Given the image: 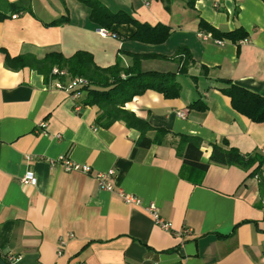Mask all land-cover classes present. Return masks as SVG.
<instances>
[{
	"label": "crops",
	"instance_id": "0c3cea01",
	"mask_svg": "<svg viewBox=\"0 0 264 264\" xmlns=\"http://www.w3.org/2000/svg\"><path fill=\"white\" fill-rule=\"evenodd\" d=\"M101 1L141 22L170 26V37L160 44L128 39L136 30L129 23L105 35L79 0H31L32 12L0 19V49L40 58L84 50L102 67L130 66L128 53L148 54L142 69L177 71L179 62L165 56L186 47L195 63L178 74L180 97L148 90L126 105L170 133L161 144L141 147L139 130L121 121L98 124V107L83 103L84 91L73 97L55 86L60 79L48 83L36 70H12L0 51V253L14 255L12 264H264V188L250 176L253 168L212 163L201 174L184 166L175 147L176 135L188 134L202 138L204 162L224 140L264 155V122L236 110L221 90L228 79L264 96V0ZM66 14L69 22L48 25ZM201 18L221 31L244 27L249 36L219 44L202 36ZM196 99L208 108H190ZM62 154L93 172L65 171L53 162ZM112 168L116 190H104L94 173ZM29 171L35 181L26 186L21 179ZM118 189L141 202H125ZM150 204L175 230L188 231L164 230ZM63 237L68 242L58 254Z\"/></svg>",
	"mask_w": 264,
	"mask_h": 264
},
{
	"label": "trees",
	"instance_id": "16d2710c",
	"mask_svg": "<svg viewBox=\"0 0 264 264\" xmlns=\"http://www.w3.org/2000/svg\"><path fill=\"white\" fill-rule=\"evenodd\" d=\"M90 8V19L99 27L108 31L116 32L117 24H132L136 27L135 32L127 37L131 40L150 44L165 42L171 35L172 29L166 24L151 25L141 22L124 10L113 11L101 0H79ZM31 11V0H18L10 2L0 0V19L12 16L13 13ZM239 11V8L237 12ZM68 14L51 21L48 25H61L69 22ZM200 28L211 32L213 37L222 40H231L239 43L249 36L244 27H238L230 31H221L205 19H200ZM5 54L6 66L12 70L29 68L42 74L46 82L54 79L67 80V76L53 73V68L66 69L70 77L84 76L89 84L80 88L79 91L86 93L83 103L98 107L96 122L104 127H109L116 121L124 122L128 127L140 131L138 144L149 148L153 144H161L169 135L166 128H155L148 121L140 118L133 111L126 108L128 102L136 96L143 95L148 90L162 93L166 98H178L181 95L182 85L178 80V74L188 73L189 66L195 63L192 54L186 47H180L172 57L179 62L177 71L144 70L141 62L153 55L128 53L132 57L130 66H123L121 61L116 64L102 67L99 66L92 53L79 50L71 56H65L62 52L52 51L40 58L35 54L27 53L11 56L5 49H0ZM207 73L208 70L204 69ZM225 84L221 90L231 97L233 107L245 114L255 122H264V96L255 93L245 87L233 83L231 80L222 79ZM190 108L205 111L208 106L201 99L194 100ZM150 132H155L153 137ZM176 150L183 159L184 166L193 168L201 174L209 169L212 163L238 166L245 170L253 168L250 176H258L260 185L264 188V155L260 152L243 153L238 148L230 146L227 140L222 144H213V150L208 162L202 161V138L195 135L177 134Z\"/></svg>",
	"mask_w": 264,
	"mask_h": 264
},
{
	"label": "built area",
	"instance_id": "2783aa9c",
	"mask_svg": "<svg viewBox=\"0 0 264 264\" xmlns=\"http://www.w3.org/2000/svg\"><path fill=\"white\" fill-rule=\"evenodd\" d=\"M16 16L17 15L15 14L13 17H16ZM102 33L105 35L108 34L105 29L102 30ZM112 34L114 36H116V34L114 32H112ZM202 36L211 38L213 35L211 32H205V33H202ZM216 42L219 44H223L224 40L218 39V40H216ZM53 73L57 74V75H61V76H67V80L65 82L61 81V80H56L55 86L60 88V89H63L65 91L70 92L73 97H78L79 89L89 84V80L84 76L70 77L68 75V72L66 69H60L58 67H54ZM76 109L79 111L80 106H77ZM179 114L182 117L186 116L185 112H181ZM40 126L42 127L43 132H46L45 127L47 126V122L42 121L40 123ZM57 137L60 138L61 135L58 134ZM27 158L31 159L32 157L30 155H28ZM53 162L60 163L63 166V168L65 169V171H68V172L80 171V172H83L86 174L93 172L92 167L90 165L78 163V162L74 161L70 157V155H68V154L60 155L57 159H54ZM115 174H116V171H115V169L112 168V169H109L108 171L95 172L94 176L98 180L99 186L102 189L108 190V191H114V190H116V185L114 182ZM34 181H35V175L31 171L27 172L21 179L22 184L26 185V186L31 185ZM118 194L127 203H130V204L131 203H137L138 204L141 202L139 197H137L136 195L129 193L123 189H118ZM147 210L153 215L156 223L158 225H160L164 230L170 231L176 235L177 234L180 235V234H183L184 232L186 233L188 231L187 229H185L184 231H182L180 233L179 231L175 230L172 222L164 219L160 215L156 205L150 204L147 207ZM70 236H72V235H70ZM67 242H68V238L63 237L60 239L59 244H58V254L63 253ZM15 258L16 257L14 255H9L7 260L12 263L15 260Z\"/></svg>",
	"mask_w": 264,
	"mask_h": 264
},
{
	"label": "water",
	"instance_id": "95a60500",
	"mask_svg": "<svg viewBox=\"0 0 264 264\" xmlns=\"http://www.w3.org/2000/svg\"><path fill=\"white\" fill-rule=\"evenodd\" d=\"M0 264H12L0 253Z\"/></svg>",
	"mask_w": 264,
	"mask_h": 264
},
{
	"label": "rangeland",
	"instance_id": "374dc122",
	"mask_svg": "<svg viewBox=\"0 0 264 264\" xmlns=\"http://www.w3.org/2000/svg\"><path fill=\"white\" fill-rule=\"evenodd\" d=\"M264 166V165H263Z\"/></svg>",
	"mask_w": 264,
	"mask_h": 264
}]
</instances>
